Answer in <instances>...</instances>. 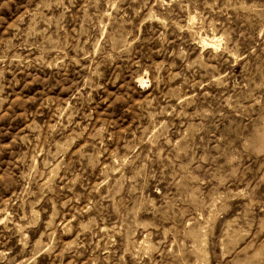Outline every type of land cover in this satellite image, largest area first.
<instances>
[{
  "label": "rangeland",
  "instance_id": "obj_1",
  "mask_svg": "<svg viewBox=\"0 0 264 264\" xmlns=\"http://www.w3.org/2000/svg\"><path fill=\"white\" fill-rule=\"evenodd\" d=\"M0 264H264V0H0Z\"/></svg>",
  "mask_w": 264,
  "mask_h": 264
},
{
  "label": "bare ground",
  "instance_id": "obj_2",
  "mask_svg": "<svg viewBox=\"0 0 264 264\" xmlns=\"http://www.w3.org/2000/svg\"><path fill=\"white\" fill-rule=\"evenodd\" d=\"M213 43H214V42H213ZM206 45H208V46L212 47V45H213V44H212V43H208V42H207V44H206Z\"/></svg>",
  "mask_w": 264,
  "mask_h": 264
}]
</instances>
